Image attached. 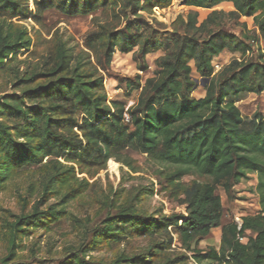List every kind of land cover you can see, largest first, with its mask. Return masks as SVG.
Wrapping results in <instances>:
<instances>
[{
	"label": "trees",
	"instance_id": "trees-1",
	"mask_svg": "<svg viewBox=\"0 0 264 264\" xmlns=\"http://www.w3.org/2000/svg\"><path fill=\"white\" fill-rule=\"evenodd\" d=\"M172 2L33 0L32 9L29 0H0V69L11 70L13 91L0 96V190L29 167H37L42 176L40 200L31 212L14 220L0 215V236L6 241L0 264H41L19 254L24 236L67 215L68 203L80 199L90 185L78 174L93 178L110 159L137 171L129 153L146 154L170 167L160 172L163 189L183 195L186 214L167 215L163 207L150 210L146 200L155 194L154 184L138 186L123 199L106 196L102 203L107 213L100 225L88 229L80 221L82 239L66 247L57 264H264V116L259 111L244 116L237 105L249 93L264 92V54L247 59L252 41L225 28L227 17L243 27L242 18L253 17L264 40V0H185L190 12L179 16L172 30L144 16ZM223 2H233L235 9H214L201 23L192 9H213ZM50 10L68 16L102 10L109 20L93 17L96 27L78 52L55 36L47 55L21 66L18 55L30 50L33 40L19 22L42 24ZM225 49L240 57L217 70L213 60ZM160 50L165 54L156 60L155 77L143 84L146 56ZM130 52L140 72L133 80L127 78L126 86L142 90L136 104L127 108L125 102L109 99L103 71L112 70L117 53ZM192 61L201 79L208 80L205 96L196 94ZM193 174L206 181L185 184L183 178ZM251 174L257 175L261 211L242 217L241 224H223L218 188L232 201L235 186ZM54 197L59 201L47 205ZM217 227L222 228L220 247L200 249ZM172 234L182 250L170 251ZM156 236L163 240L156 241ZM134 238L152 242L145 250L122 251L107 262L91 257L99 248Z\"/></svg>",
	"mask_w": 264,
	"mask_h": 264
},
{
	"label": "rangeland",
	"instance_id": "rangeland-1",
	"mask_svg": "<svg viewBox=\"0 0 264 264\" xmlns=\"http://www.w3.org/2000/svg\"><path fill=\"white\" fill-rule=\"evenodd\" d=\"M31 8H34L33 0H29ZM190 7L185 4V0H173L172 4L165 8H155L153 14H144L151 21L156 18L159 22L167 26V30H172V24L179 16L184 18L190 12ZM226 13L231 11L230 8H222ZM100 19V22L109 20V17L102 14V10L88 16H68L56 10L47 11L44 14L42 24H36L33 20L27 19L22 22L33 40V46L30 50H23L19 53L18 58L21 60L19 64L23 66L30 62H38L47 55L54 46L55 36H62L64 40L69 42V46L78 52L83 48L86 34L96 27L93 17ZM247 27L238 24V20L225 21V28L239 37L248 38L252 41V49L247 53L246 58L250 59L258 52L264 54V40L261 38L259 31L251 21L244 17ZM251 39V40H250ZM165 54L160 50L155 53L148 54L146 61L148 70L140 72L142 83L144 84L148 78L155 77L157 70L156 60ZM114 57L112 70L103 71L105 75L106 90L109 99L121 100L125 102L126 107H132L136 104L141 88L132 91L126 86L127 78L133 80L135 75H128L135 67L132 56L126 54H116ZM236 53H227L223 55V59L230 62L234 58H239ZM221 66L217 67V70ZM11 79V70L7 68L0 69V96L11 94L12 88L9 84ZM199 86V85H198ZM199 88V87H198ZM202 95V93H199ZM244 116L251 117L256 111L264 116V92L260 95L249 93L245 99L237 103ZM133 160L137 171L129 166L119 163V168L115 172L107 168L91 178L82 174H78V178H87L89 188L87 192L78 200H71L67 205V215L56 224L46 228L39 227L28 236H24L23 243L19 248V254L24 255V259L31 262H41V264H57L60 260L61 253L66 247L77 244L82 239V228L80 221L88 225V229H92L100 225L101 220L107 213L104 210L102 200L109 196L116 198H125L130 192L135 191L138 186H151L154 184L155 194L150 195L146 200V205L150 210L163 207L164 213L186 214V207L183 204V195L177 196L170 190H164L165 186L161 179L163 170H169L170 167L159 164L151 160L146 154L129 153ZM114 160V159H113ZM206 181L205 178L193 174L183 178L185 184L192 180ZM41 172L37 167H29L23 171L16 173L11 180L8 181L5 188L0 190V215L6 216L10 220H14L16 216H20L23 212H31L32 207L37 200H40L41 188ZM163 182V184H161ZM217 193L222 197L224 204V216L222 223H228L232 220H241L246 215H255L261 211L259 196L257 194V175L251 174L249 179L235 186V198L230 201L227 194L222 188H218ZM59 201L51 198L48 204ZM27 204V205H26ZM42 205L41 208H45ZM77 218V219H76ZM86 226V225H85ZM222 228H214L210 235L200 242L199 248L207 250L208 248H219L221 244ZM173 244L170 251L182 250L178 237L171 235ZM156 241L163 240L162 237H154ZM152 242L151 238H134L120 246H110L99 248L91 253L94 260L109 261L119 252L135 253L145 250ZM6 253V241L0 236V258ZM89 259V257H87ZM43 262V263H42ZM189 264H196L190 260Z\"/></svg>",
	"mask_w": 264,
	"mask_h": 264
},
{
	"label": "water",
	"instance_id": "water-1",
	"mask_svg": "<svg viewBox=\"0 0 264 264\" xmlns=\"http://www.w3.org/2000/svg\"><path fill=\"white\" fill-rule=\"evenodd\" d=\"M220 7L222 8H230L232 10L235 9L234 3L233 2H223L222 4H220L219 6H216L213 9H202V8H192L196 11L199 12V21L200 23L204 21V19L208 16L209 13H211L214 9H219ZM249 20L253 21V17H249ZM245 19L242 18V21H244ZM227 53H232L230 52L228 49H225L219 56L215 57L213 60V65L215 67L221 66L223 67L224 65L228 64V59L224 60L223 59V55L227 54ZM119 54V53H117ZM133 52H130L129 54H126L128 56H132ZM238 54V53H236ZM116 57V56H115ZM133 64L135 65L136 68H134L132 70V72H129L128 75H136L138 72H140L137 69V63L136 61L133 60ZM191 66H192V73L191 76L196 80L197 84L199 85V88L196 92V94L198 95L199 93H202V96H205L206 94V82L208 81L207 79L203 78L201 79L200 74L197 72V68L195 66L194 61L191 62Z\"/></svg>",
	"mask_w": 264,
	"mask_h": 264
},
{
	"label": "bare ground",
	"instance_id": "bare-ground-1",
	"mask_svg": "<svg viewBox=\"0 0 264 264\" xmlns=\"http://www.w3.org/2000/svg\"><path fill=\"white\" fill-rule=\"evenodd\" d=\"M109 166H110V169L113 170V171H117L118 170V166H119V163H117L115 160L113 159H110L109 162H108Z\"/></svg>",
	"mask_w": 264,
	"mask_h": 264
},
{
	"label": "built area",
	"instance_id": "built-area-1",
	"mask_svg": "<svg viewBox=\"0 0 264 264\" xmlns=\"http://www.w3.org/2000/svg\"><path fill=\"white\" fill-rule=\"evenodd\" d=\"M237 222L239 223V224H241V220H237ZM242 239V238H241ZM243 240V239H242Z\"/></svg>",
	"mask_w": 264,
	"mask_h": 264
}]
</instances>
